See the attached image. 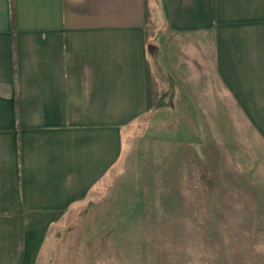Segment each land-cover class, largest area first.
<instances>
[{
    "label": "crops",
    "instance_id": "1",
    "mask_svg": "<svg viewBox=\"0 0 264 264\" xmlns=\"http://www.w3.org/2000/svg\"><path fill=\"white\" fill-rule=\"evenodd\" d=\"M151 113L176 134L191 124L202 182H249L263 205L264 148L247 168L236 140L248 124L264 146V0H0V264H39L67 235L93 244L99 186Z\"/></svg>",
    "mask_w": 264,
    "mask_h": 264
},
{
    "label": "rangeland",
    "instance_id": "2",
    "mask_svg": "<svg viewBox=\"0 0 264 264\" xmlns=\"http://www.w3.org/2000/svg\"><path fill=\"white\" fill-rule=\"evenodd\" d=\"M152 30L155 25L149 28L151 39ZM153 119L151 113L131 125L112 177L117 182L99 186L93 201V244L85 242L89 236L74 243L76 234L67 235L63 245L45 244L39 264H264V218H254L257 211L264 214V204L251 202L249 182H202L212 162L202 161L198 149L190 147L185 126L191 124L181 122L176 134L169 122ZM242 127L245 136L238 134L236 147L248 168V148L264 146L259 138L251 143L250 125ZM198 134L194 146L201 145ZM186 146L198 154L199 172L186 171ZM218 195L225 196V204ZM73 222L68 217L66 225Z\"/></svg>",
    "mask_w": 264,
    "mask_h": 264
},
{
    "label": "trees",
    "instance_id": "3",
    "mask_svg": "<svg viewBox=\"0 0 264 264\" xmlns=\"http://www.w3.org/2000/svg\"><path fill=\"white\" fill-rule=\"evenodd\" d=\"M147 27H148L147 29V36H148V34H150L149 28L151 27L152 29H154V22H153L150 12L147 13ZM152 32H153V36L155 37L156 32L154 30H152ZM158 98H159L158 85L156 81L151 78V81H150V108L151 109L156 108ZM93 213H95V211H93ZM93 218H96V215L93 216ZM104 240L105 238L100 239V241H104Z\"/></svg>",
    "mask_w": 264,
    "mask_h": 264
}]
</instances>
